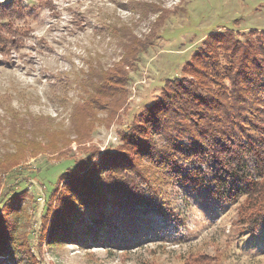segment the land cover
<instances>
[{
    "label": "rangeland",
    "instance_id": "obj_1",
    "mask_svg": "<svg viewBox=\"0 0 264 264\" xmlns=\"http://www.w3.org/2000/svg\"><path fill=\"white\" fill-rule=\"evenodd\" d=\"M19 1L32 15L0 30V264H264V224H242L244 200L175 182L154 204L105 206L94 235L69 212L54 229L80 164L94 152L107 164L211 34L264 33V0ZM102 74L112 88L95 91ZM130 163L136 177L151 166Z\"/></svg>",
    "mask_w": 264,
    "mask_h": 264
},
{
    "label": "trees",
    "instance_id": "obj_2",
    "mask_svg": "<svg viewBox=\"0 0 264 264\" xmlns=\"http://www.w3.org/2000/svg\"><path fill=\"white\" fill-rule=\"evenodd\" d=\"M29 15L32 8L19 0L0 3V30ZM6 42L0 36V46ZM186 68L123 135V145L106 153L107 164L93 162L95 152L80 164L82 176L71 175L76 179L67 195L77 200L64 204L54 229L68 225L69 212L85 228L80 235H94L111 220L105 206L154 204L173 182L223 203L244 200L242 224L254 233L264 224V33H251L245 41L235 33L211 34ZM98 81L95 91L103 83L101 91L112 88L103 74ZM138 157L151 166L145 175H129L125 165L132 167ZM8 246L7 241L6 252Z\"/></svg>",
    "mask_w": 264,
    "mask_h": 264
}]
</instances>
